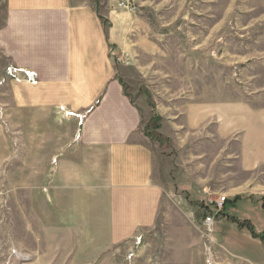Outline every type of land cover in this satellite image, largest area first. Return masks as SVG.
Segmentation results:
<instances>
[{"label":"crops","instance_id":"1","mask_svg":"<svg viewBox=\"0 0 264 264\" xmlns=\"http://www.w3.org/2000/svg\"><path fill=\"white\" fill-rule=\"evenodd\" d=\"M3 1L0 162L17 159V202H29L31 227L45 226L47 251H55L46 257L101 258L157 220L154 107L150 94L128 85L116 58L128 54L135 66L158 56L146 14L167 0H127L134 12L119 9V0ZM9 66L34 72L36 83L8 78ZM198 105L191 107L201 125L213 110ZM4 113L12 118L5 128ZM34 210L44 216L33 220Z\"/></svg>","mask_w":264,"mask_h":264},{"label":"rangeland","instance_id":"2","mask_svg":"<svg viewBox=\"0 0 264 264\" xmlns=\"http://www.w3.org/2000/svg\"><path fill=\"white\" fill-rule=\"evenodd\" d=\"M148 10L158 56L135 66L128 54L116 61L154 107L148 132L162 193L157 220L81 264H264V0H167ZM195 104L213 110L201 125ZM3 119L5 128L12 118ZM0 166V264H17V254L26 257L19 264H68L60 252L46 257L55 251H47L45 226L31 227L29 202H17V159Z\"/></svg>","mask_w":264,"mask_h":264},{"label":"built area","instance_id":"3","mask_svg":"<svg viewBox=\"0 0 264 264\" xmlns=\"http://www.w3.org/2000/svg\"><path fill=\"white\" fill-rule=\"evenodd\" d=\"M117 6L119 9H124L129 12L135 11V7L131 5L130 2L127 0H119ZM5 74L8 78L15 79V80L20 78L21 76L26 82L31 83V84H34L37 81V77L34 72L21 69V68L12 67V66L6 67ZM224 202H225V199L222 198L220 199V201L216 203L218 211L222 208ZM212 223H213V219L210 217H207L205 220V224L208 227H210ZM24 258L26 259V257L23 256L22 254H17V264H19V261H23ZM11 264H14V263H11Z\"/></svg>","mask_w":264,"mask_h":264},{"label":"trees","instance_id":"4","mask_svg":"<svg viewBox=\"0 0 264 264\" xmlns=\"http://www.w3.org/2000/svg\"><path fill=\"white\" fill-rule=\"evenodd\" d=\"M238 199L236 198L234 201H237ZM226 202V201H225ZM225 203L223 204V207H224ZM253 236V238H258L259 235H257L256 233L252 232V230L250 228H248Z\"/></svg>","mask_w":264,"mask_h":264}]
</instances>
